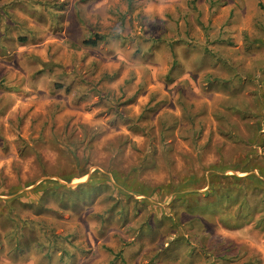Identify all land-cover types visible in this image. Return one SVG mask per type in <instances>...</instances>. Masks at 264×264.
<instances>
[{
  "label": "rangeland",
  "instance_id": "rangeland-1",
  "mask_svg": "<svg viewBox=\"0 0 264 264\" xmlns=\"http://www.w3.org/2000/svg\"><path fill=\"white\" fill-rule=\"evenodd\" d=\"M0 264H264V0H0Z\"/></svg>",
  "mask_w": 264,
  "mask_h": 264
},
{
  "label": "trees",
  "instance_id": "trees-1",
  "mask_svg": "<svg viewBox=\"0 0 264 264\" xmlns=\"http://www.w3.org/2000/svg\"><path fill=\"white\" fill-rule=\"evenodd\" d=\"M85 45L90 46V47H96L98 45V42L96 40H88L85 42ZM185 109V107H183ZM227 203V202H226ZM228 205V204H226ZM230 205L227 206L229 208ZM222 206H220L221 208ZM182 221V220H181Z\"/></svg>",
  "mask_w": 264,
  "mask_h": 264
}]
</instances>
